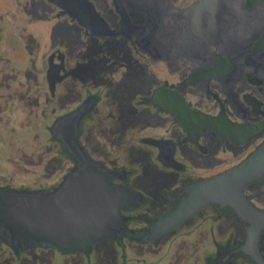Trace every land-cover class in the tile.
<instances>
[{
  "label": "flooded vegetation",
  "instance_id": "af4514ba",
  "mask_svg": "<svg viewBox=\"0 0 264 264\" xmlns=\"http://www.w3.org/2000/svg\"><path fill=\"white\" fill-rule=\"evenodd\" d=\"M23 11L48 28L47 128L77 112V145L137 196L88 254L0 249L18 264H264V0H26ZM56 143L63 177L74 161ZM253 156L240 208L189 202Z\"/></svg>",
  "mask_w": 264,
  "mask_h": 264
},
{
  "label": "water",
  "instance_id": "95a60500",
  "mask_svg": "<svg viewBox=\"0 0 264 264\" xmlns=\"http://www.w3.org/2000/svg\"><path fill=\"white\" fill-rule=\"evenodd\" d=\"M76 115L73 112L59 117L49 128L52 139L64 142L74 161L57 185L50 189L0 185V241L16 253L44 247L88 254L94 243L112 237L115 229L123 226L121 209L137 196L114 183L112 171L88 157L77 145L74 138L77 123L73 120ZM255 160L253 156L197 184L189 202L216 201L240 208L243 187L256 174Z\"/></svg>",
  "mask_w": 264,
  "mask_h": 264
},
{
  "label": "rangeland",
  "instance_id": "374dc122",
  "mask_svg": "<svg viewBox=\"0 0 264 264\" xmlns=\"http://www.w3.org/2000/svg\"><path fill=\"white\" fill-rule=\"evenodd\" d=\"M25 1L0 0V185L50 189L59 182L65 169L58 163L59 146L47 128L53 119L51 106H43L42 55L49 48L48 28L23 11ZM32 36L40 42L39 47L27 42ZM26 71L32 76L36 74L37 80L26 76ZM37 87L40 104H29ZM27 88L30 98L21 96ZM6 247L0 249V264H18L10 259ZM128 256H143L153 262L158 255L150 252L137 255L130 250ZM167 260L161 258L160 264H166Z\"/></svg>",
  "mask_w": 264,
  "mask_h": 264
}]
</instances>
